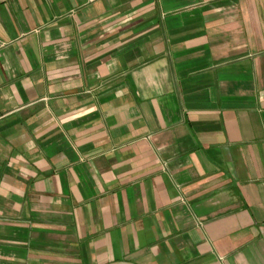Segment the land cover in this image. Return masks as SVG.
Here are the masks:
<instances>
[{"label": "crops", "instance_id": "1", "mask_svg": "<svg viewBox=\"0 0 264 264\" xmlns=\"http://www.w3.org/2000/svg\"><path fill=\"white\" fill-rule=\"evenodd\" d=\"M0 264H264V0H0Z\"/></svg>", "mask_w": 264, "mask_h": 264}]
</instances>
